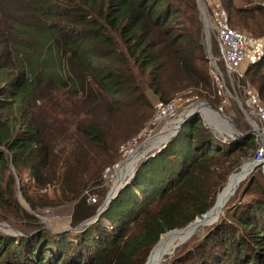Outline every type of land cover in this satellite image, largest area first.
<instances>
[{"label":"trees","instance_id":"1","mask_svg":"<svg viewBox=\"0 0 264 264\" xmlns=\"http://www.w3.org/2000/svg\"><path fill=\"white\" fill-rule=\"evenodd\" d=\"M204 3L212 21L218 4L231 28L264 35V0ZM202 38L196 0H0V209H19L8 190L15 195L17 178L38 214L24 212L35 224L22 235L0 231V264H144L161 236L213 206L258 145L254 133L224 140L197 113L141 161L96 221L59 233L37 221L71 202L73 227L95 214L84 193L102 185L156 107L203 99L231 111ZM240 84L264 100V48ZM260 175H249L227 218L168 264H264Z\"/></svg>","mask_w":264,"mask_h":264},{"label":"rangeland","instance_id":"2","mask_svg":"<svg viewBox=\"0 0 264 264\" xmlns=\"http://www.w3.org/2000/svg\"><path fill=\"white\" fill-rule=\"evenodd\" d=\"M205 7H206V5H205ZM209 18H210V24H209L208 28L210 29L209 32H210V36H211L210 37V43H211V48H212V54L216 59V63H217L218 68H220L221 71L223 72L224 80H225L224 85L226 87H228L230 89V91L238 97L240 103H242V101H243V92L242 91L243 90H242V87L237 86V81H238L237 77H234L233 76L234 74H232L231 77L228 76V74L226 72V68H224V62H223V65H218L219 62L217 60L220 57H222V55H221V52L219 51L218 43L216 41V29H215L216 23H214L211 20L210 13H209ZM200 19H201V16H200ZM201 22H202V19H201ZM202 40H203V45H204V34H203ZM209 64H210V62H209ZM222 86H223V84L221 83L220 87H222ZM224 92H225L226 96L228 97L225 90H224ZM170 102H173L175 104V108H176L175 112L172 113L171 115H167L161 122H159L157 124H150L149 125L148 124L149 120H150V118H152L157 107L155 108V110H154L153 114L151 115V117L149 118V120H147L146 123L143 124V126L141 127L142 129L138 133V136L135 138H130L128 140V142L126 143L125 150L123 151V154H122V157H123L122 160L118 163L111 164L107 167L108 169H106V171L103 174L102 185H100L99 187L96 186L94 191L92 190L88 193L87 192L84 193L85 195L87 194V201L89 203H91V204L94 203L93 205L99 206L104 201L106 194L109 190L110 184H112V180L115 179L114 177L116 174V170L118 169L117 168L118 165L120 163H122L125 160V158L133 150L136 149L135 147H137L138 145H141L148 137H151L156 132L161 130L163 125L166 122L172 120L175 115H177L178 113H180L182 111V107L185 106V105H182V103H178V101L174 100V99H171ZM228 103H229V106L232 107V109L228 113L225 111L224 112L232 118L233 124L236 126L238 131L244 132V133H253L252 132L253 131L252 125H250L249 121L244 117V114L239 109V107L236 105V103L233 102L229 97H228ZM162 106H163V104H162ZM220 127L222 128L223 126H220ZM166 128L168 129L167 132H169L170 126H166ZM164 137H165V135L161 136V139H163ZM235 140H237V139H235ZM153 143H155V139L150 138V142H148L147 146L141 152L140 155H142L144 153V151L147 150L148 147L151 146ZM257 145H258V143H257ZM258 147H259V145H258ZM154 150L155 149L148 151L146 156H148ZM255 152L252 153L251 157L243 160L242 164L246 161L254 160ZM142 160H144V159H142ZM142 160H140L138 162L137 166L141 163ZM242 164L237 170H239L242 167ZM137 166H136V169H137ZM263 171H264V165L259 163L257 165V167L254 169V171L252 172L258 177L260 182H262V180H263L262 176L260 175L263 173ZM125 175H126V172H125V174H123L120 177V179L123 180ZM249 175L240 183L239 187L237 188V190L235 191L233 196H231V198L225 203L226 205L224 206V209L222 210L223 213L221 212L219 214L217 221L219 220L220 217L223 219L227 218L228 214H229V210H232L234 205L238 204L239 202H242L243 193L245 191V187L247 185L246 182H247ZM14 183L16 185V189H14L16 192L15 195L13 196V192H12L10 187H8V190L10 192V199L13 200L15 197L18 200L19 209L18 208L16 209L15 206L13 207V209H11L10 207L5 208V209L4 208L0 209L1 212H5V214H9V219L7 221L5 219H3L2 217H0V223L8 224L13 229H16L22 233V231H24V230L28 231L29 228H31L30 226H28L29 223L35 224V221L26 218V216L24 215V212L30 213V214L35 215V216H37L38 214H36L32 209L27 207L24 200L22 199V195H21V192L19 190V181L17 178H15ZM5 186H6V184L4 181L2 187L5 188ZM101 194H103L102 197H101ZM22 210H24V211H22ZM72 210H73L72 202L67 203V205H55V207H48V208H45V215L39 216L40 218H38L37 221H39L42 224L41 227L43 229L50 230L51 232L59 233L62 231H68V229L70 230L73 228V225H71V212H72ZM217 221H214V222L210 223L209 225L205 226V228L202 231L195 233V235H192L188 240H186V242L184 244H180L176 248H174L172 251L166 253L164 256H162V258L158 261L157 264H168L175 257L186 253V251L191 246H194L196 242H198L200 239H202L205 236V233L208 231V229L210 227H212L213 225H215V223H217ZM0 231L2 233H5V234H10L9 232L4 230L3 228H0Z\"/></svg>","mask_w":264,"mask_h":264},{"label":"water","instance_id":"3","mask_svg":"<svg viewBox=\"0 0 264 264\" xmlns=\"http://www.w3.org/2000/svg\"><path fill=\"white\" fill-rule=\"evenodd\" d=\"M196 4H197V10H199V13H200V16L202 19V29H203V34H204V48H205V52L207 54L206 56L210 62V66L215 71L218 72L221 80L224 82L223 72L221 71L220 68H218L217 63H216V59L212 54V48H211V43H210V37L211 36H210V32H209L210 29L208 28L209 24H210L208 9H206V7H205L204 0H196ZM222 87H224V90L226 91L228 97L233 102H235L236 105L239 107V109L242 111V113L244 114V117L249 121L250 125H252V127H253L252 132L253 133L257 132V130H258L257 125H255L250 120V118L246 115L245 108H244V106H242V103H240L238 97L236 95H234L230 91V89L224 85V83H223ZM197 113L201 114V116L203 117V120L207 124V126L210 127L214 133H216L219 137L223 138L224 140H227V141L235 140V139H238L239 137H242L243 135L246 134L244 132L238 131L236 126L233 124L232 118L229 115H227L224 111H222V110L220 111V110L212 107V105L208 101L201 99V100L190 102L189 104L182 107V111L180 113L175 115L172 120L166 122L163 125L161 130H159L154 135H152L151 137H155L157 135L162 134L163 132H167L168 130L166 131L164 126H166L168 124L173 125L172 129L169 130L168 134L162 140H160L157 145L150 146L146 151H144V153L142 154L141 158H139L138 161L146 158L148 151H150L152 149L157 150V149L161 148V146H163L171 137L175 136L178 133V131L182 128L181 126H182L183 122L187 118H189L190 116L197 114ZM220 126H223V127L221 128ZM149 138L150 137H148L145 141H147ZM144 142L141 145H138L137 147H135L136 148L135 151L140 150L141 147H143ZM131 153L125 158V160L122 163H120L118 165V167L123 166L125 164V161L130 158ZM138 161L135 162V165H133V167H132L133 168L132 171L125 175L124 179L118 184L116 189L109 188L104 201L97 207L98 209L96 210L95 214H93L90 217H87V219L78 223L76 226L73 227V229H75V230L83 229V228L87 227L88 224L96 221L99 218V216L107 209L108 204L118 195L119 191L123 188V186L134 176V174L136 172V165H137ZM250 163H251L250 164L251 166L248 169V175L254 171V169L257 167V165L260 162H258L256 160H252V161H250ZM236 171L231 173L228 176V179L232 175L233 181L234 180L236 181L235 178L238 175V172H236ZM235 181L233 183V186L230 187L229 190H227L225 193L223 192L224 195L218 192L219 194H221L220 195L221 197H220L219 194L217 193L215 201L213 203V206L210 209H208L206 212H204V214H202V216L199 219L202 218L203 220H205V219L207 220L209 217H211L215 214L214 212H215L216 208H218V207L224 208V206L226 205L225 203L231 198V196H233V194L235 193V191L239 187V185H237V183H235ZM218 217H219V215L216 216L214 218V220L209 221V223L217 221ZM195 219L190 221L189 223H187L185 225V227L179 228V229H172L170 231H167L166 234L171 232V231H174V230H180L181 232H184L187 228L192 226V223L195 221ZM0 228H3L4 230H6L7 232H9L12 235H22L21 232H19L16 229H13L10 225L5 224V223H0ZM160 239L154 244V246L151 248V250L156 246V244L160 241ZM151 250H150V252H151ZM144 264H149L148 256H147V259L144 262Z\"/></svg>","mask_w":264,"mask_h":264},{"label":"built area","instance_id":"4","mask_svg":"<svg viewBox=\"0 0 264 264\" xmlns=\"http://www.w3.org/2000/svg\"><path fill=\"white\" fill-rule=\"evenodd\" d=\"M216 15L219 16L216 23V41L218 43L219 51L221 52L224 67L229 77L234 74L237 77V86L242 87L243 101L246 115L250 120L257 125V132H255L256 141L259 147L256 149L254 160L264 165V100L259 98L257 91L248 85L240 84V77H242L248 70L252 62L259 60L263 53L264 35L257 38H249L240 30L231 28L223 18L220 17L224 13L221 5L215 6ZM212 77L217 85L224 82L221 80L217 71L213 69ZM176 110L173 102L163 104L157 107L152 118L149 120L150 124H157L161 122L167 115H171ZM153 155V151L151 152Z\"/></svg>","mask_w":264,"mask_h":264},{"label":"bare ground","instance_id":"5","mask_svg":"<svg viewBox=\"0 0 264 264\" xmlns=\"http://www.w3.org/2000/svg\"><path fill=\"white\" fill-rule=\"evenodd\" d=\"M166 126H170L169 130H171L173 125L172 124H168ZM166 126H164V128L167 131L168 129L166 128ZM167 134H168V132H163L162 134L157 135L155 137H150V138H154L155 139V143H153L151 146L157 145L158 142L160 140H162L161 136H163V135L166 136ZM150 138H149V140L147 142L145 141L146 143L144 142L143 147H141L140 150H138V151L134 150L131 153L130 158L125 161V164L123 166L117 167L118 169L116 170V174H115V177H114L115 179L112 180V184H110L109 188L116 189L118 184L122 181L120 179V177L123 174H125V172L127 174V173H130L132 171L133 165H135V162H137L139 160V158H141L142 155H140V154L145 149V147L147 146L148 142H150ZM250 164H251L250 161H246V162H244L242 164V167L239 170L236 171V172H238V175L235 178L236 181L235 180L234 181H235V183H237V185H240V183L244 180V178H246L248 176V169L251 166ZM234 181H233V178H232V175H231L230 178L227 179V181L225 182L223 190H221L219 193L223 194V192L225 193L227 190H229V188L233 186ZM221 194H219V196ZM223 209H224L223 207L216 208L215 212H214L215 214L213 216L209 217L207 220L206 219L203 220L202 218L200 220H195L192 223V226L187 228L184 232H181L180 230H174L173 232L171 231V232L167 233L166 235L162 236L160 241L156 244V246L151 250V252L148 255L149 264H157L158 261L162 258V256H164L166 253L172 251L178 245L184 244L186 242V240H188L192 235H195V233L202 231L205 228V226L210 224L209 221L214 220V218L216 216H218L222 212Z\"/></svg>","mask_w":264,"mask_h":264}]
</instances>
